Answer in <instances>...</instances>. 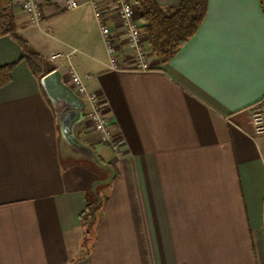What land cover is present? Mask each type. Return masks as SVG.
Returning a JSON list of instances; mask_svg holds the SVG:
<instances>
[{"label":"crops","instance_id":"crops-1","mask_svg":"<svg viewBox=\"0 0 264 264\" xmlns=\"http://www.w3.org/2000/svg\"><path fill=\"white\" fill-rule=\"evenodd\" d=\"M93 1L64 11L45 0L39 24L21 0L13 6L45 73L72 65L103 97L119 152L86 115L79 139L117 171L108 201L87 249L83 212L104 172L62 152L41 80L17 39L0 37V67L15 64L0 87V264H264V133L253 124L264 114L261 0H209L169 61L146 42L148 70L132 67L114 2L95 0L121 42L113 68ZM57 53L71 56L51 60Z\"/></svg>","mask_w":264,"mask_h":264},{"label":"trees","instance_id":"trees-1","mask_svg":"<svg viewBox=\"0 0 264 264\" xmlns=\"http://www.w3.org/2000/svg\"><path fill=\"white\" fill-rule=\"evenodd\" d=\"M141 15L142 27L147 33L152 53L162 62L173 58L179 50L197 33L208 11L209 0H181L174 7H162L157 0H136ZM264 8V0H261ZM11 35L24 49L23 59L33 74L40 80L47 74L44 71L45 57L35 50L28 41L16 32L13 0H0V37ZM15 64L0 67V87L9 83ZM116 175L117 171L115 170ZM115 175V177H116ZM101 186L97 192L101 204L95 209L98 196L89 189L83 220L87 227L85 246L91 247L96 234L100 213L108 201L107 188Z\"/></svg>","mask_w":264,"mask_h":264},{"label":"built area","instance_id":"built-area-1","mask_svg":"<svg viewBox=\"0 0 264 264\" xmlns=\"http://www.w3.org/2000/svg\"><path fill=\"white\" fill-rule=\"evenodd\" d=\"M60 4L62 10H74L82 4L81 0H51ZM115 4V10L120 20V24L125 34L126 46L129 48V61L132 67L137 70L151 69L152 65L149 59V52L146 45L148 41L147 33L142 27L141 15L136 0H112ZM45 0H21L20 4L33 21L39 24L46 15ZM93 6L99 19L102 35L106 42L107 51L111 57L113 68L121 67L117 57L122 53L121 42L117 40L115 32L109 27L105 12L94 0ZM139 16V17H138ZM71 54L57 53L51 56V60L61 58L69 59ZM65 81L73 90L81 96L86 103L85 115L93 125L95 131L99 134L102 142L110 144L112 148L119 152L120 144L117 138V132L111 123V120L104 111L103 97L97 92L88 90L83 78L76 70L69 66ZM253 124L257 133H264V114L257 110L253 116Z\"/></svg>","mask_w":264,"mask_h":264},{"label":"water","instance_id":"water-1","mask_svg":"<svg viewBox=\"0 0 264 264\" xmlns=\"http://www.w3.org/2000/svg\"><path fill=\"white\" fill-rule=\"evenodd\" d=\"M41 84L57 113L62 152L69 153L70 158L87 162L104 172V177L95 181L91 186L98 196L99 188L110 184L116 172L111 165L102 160L94 148L82 143L79 139V131L83 128L85 121L86 103L84 99L65 81L60 69H54L45 74L41 79ZM100 204L101 199L98 196L94 209Z\"/></svg>","mask_w":264,"mask_h":264},{"label":"snow or ice","instance_id":"snow-or-ice-1","mask_svg":"<svg viewBox=\"0 0 264 264\" xmlns=\"http://www.w3.org/2000/svg\"><path fill=\"white\" fill-rule=\"evenodd\" d=\"M216 2V0H214ZM225 2H231V0H225ZM243 2H250V0H243Z\"/></svg>","mask_w":264,"mask_h":264},{"label":"rangeland","instance_id":"rangeland-1","mask_svg":"<svg viewBox=\"0 0 264 264\" xmlns=\"http://www.w3.org/2000/svg\"><path fill=\"white\" fill-rule=\"evenodd\" d=\"M45 59L47 60V61H46V63H47V62H48V58H47V57H45ZM47 65H48V63H47ZM258 109H259V108H257V110H258Z\"/></svg>","mask_w":264,"mask_h":264}]
</instances>
